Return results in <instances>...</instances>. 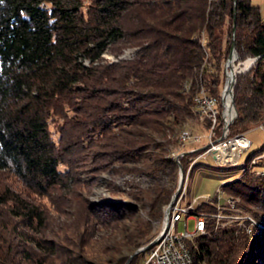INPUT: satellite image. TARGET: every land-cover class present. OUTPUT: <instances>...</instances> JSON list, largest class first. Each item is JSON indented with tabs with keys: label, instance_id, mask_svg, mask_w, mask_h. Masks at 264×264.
Here are the masks:
<instances>
[{
	"label": "trees",
	"instance_id": "1",
	"mask_svg": "<svg viewBox=\"0 0 264 264\" xmlns=\"http://www.w3.org/2000/svg\"><path fill=\"white\" fill-rule=\"evenodd\" d=\"M233 40L240 59L257 57L234 84L238 113L228 135L247 136L254 125L264 127V16L251 0H0V264H144L153 243L134 251L150 240V222L138 219L98 249L82 237H68L72 245L66 246L61 236H47L50 213L30 193L74 192L83 185L73 170L78 160L100 172L146 159L153 146L162 160L177 142L176 127L199 116L194 97L201 89L218 98L221 111ZM124 45L136 46L133 56H103L118 55ZM55 116L63 118L59 141L50 129ZM205 125L209 129L207 118ZM222 127L219 114L218 135ZM262 153L264 142L234 163L199 158L188 176L237 171L223 191L259 204L264 170L256 168L264 165L256 157ZM171 195V188L156 187L151 217L162 215ZM79 205L74 233L80 236L138 210L132 202L88 198ZM216 211L208 200L188 207L187 215L205 217L204 232L187 238L193 264H264L255 252L264 253V231L251 236L237 226H217L210 216ZM124 246L129 253H122Z\"/></svg>",
	"mask_w": 264,
	"mask_h": 264
},
{
	"label": "rangeland",
	"instance_id": "2",
	"mask_svg": "<svg viewBox=\"0 0 264 264\" xmlns=\"http://www.w3.org/2000/svg\"><path fill=\"white\" fill-rule=\"evenodd\" d=\"M253 3L260 6L262 15L264 16V0H251ZM236 49V48H235ZM136 46L133 45H124L120 49V53L115 55L111 52H105L103 56L107 60H117L118 58H129L135 53ZM231 51V50H230ZM237 51V50H236ZM233 55V54H232ZM236 59L234 56V74L235 80L230 86V91L234 95V84L236 82V74L248 70L251 65L254 63V57L249 56L245 59H240L238 51L236 53ZM229 56V55H228ZM250 58L252 63L247 69H243L244 66L249 65ZM228 59V57H227ZM226 59V61H227ZM246 60V61H245ZM226 61L224 62V71H225V81L221 92V104L222 111L226 110L224 95L222 93L225 87V82L227 79L226 71ZM238 65V66H237ZM229 68H232L230 65ZM243 69V70H241ZM239 70V71H238ZM241 70V71H240ZM225 94V93H224ZM232 96V94H231ZM229 97H227V106H232L233 104L229 102ZM232 101V98H231ZM230 108V107H229ZM237 109V107H236ZM233 113L229 117L228 121V132L229 125L233 122L235 116V109L233 107ZM68 115H73L74 111L67 109ZM238 113V111H237ZM63 118L55 116L50 119V129L52 136L56 141H59L60 132L59 126L62 123ZM258 124L250 128L247 131V136L250 141H252L250 147L246 148L243 152L245 154L248 150L255 149L259 147L264 142V127ZM257 126V127H256ZM188 128L192 133L200 135L199 140H187L185 142L181 141L183 130ZM210 129V128H209ZM208 127L205 125V117H201L199 114L198 117L189 118L185 120L181 125L177 126L175 129L174 139H177V142L171 145L168 150L165 152V157L162 160H156L155 154L161 152L159 147H151L149 155L146 159L141 157L136 160H129L123 163H114L109 168L102 170L100 172L92 171L93 163L87 160H78L74 167V172L80 178L83 185H77V189L69 193L67 189H55L50 195H42L30 193V196L38 202L41 206L45 207L46 210L50 213L49 220V231L47 236L54 239L62 238V242L66 246H71L69 239H77L78 241L82 238L88 239L89 246L98 249L100 245L113 244L117 239L123 237L126 232H128V227L133 226L137 220L140 222H150L151 231L148 234L150 240L146 241L144 245H147L152 240H156L160 235V232L163 230L165 225L166 210L171 208L178 200L179 202L188 207H194L196 204L200 203L203 200L213 201L216 204L217 211L210 215L215 219V224L222 227L228 226H237L240 230L245 231L247 234H260L264 231V191L262 190V200L259 204L249 203L246 200H243L239 196L228 195L223 191L222 184L227 180L229 175L236 174L237 171H234L232 174H226L224 172L216 171L212 175H202L196 173L195 176L191 179L188 176V169L199 158H204L209 161L214 162L212 151H203L207 150L208 146L212 143H217L221 135L216 134V136L210 139ZM172 137V136H171ZM222 140H227L224 138ZM88 143V140L85 141ZM201 152L203 155H200ZM241 152V154H242ZM184 155L185 159H182ZM264 153L258 155L256 158L260 160L264 165ZM241 156V155H240ZM244 156V155H243ZM177 161V164L174 161ZM182 163L187 164V167H184ZM215 163V162H214ZM234 163L232 161L226 162ZM83 164V165H82ZM91 165V166H90ZM60 168L65 170L67 165L61 164ZM256 170H264L262 168H256ZM181 173L183 174V183L179 190L178 195L175 193L178 191L179 181ZM255 174H258L255 172ZM95 176V179H93ZM14 185L17 188L23 189V186L20 182L14 181ZM169 187L172 190V195L170 201L163 206V213L158 218H153L149 214V200L155 193L157 186ZM188 189L191 191L187 192ZM184 191L185 194H184ZM83 198H88L93 202H102V201H123V202H132L137 205L138 210L132 217H121L116 219L114 223L107 224L105 223H96V228L92 231L91 235L80 236L75 235L74 228H76V218L80 214V205L79 202ZM171 200H173L172 204ZM258 214H257V213ZM195 217L194 214L184 213L182 218L176 223V230L182 232L185 230L194 231L195 230ZM18 228L23 231H28L23 224L19 223ZM51 230V231H50ZM34 234V230H29ZM54 233H58L55 236ZM201 233V231L196 232L195 234ZM40 234V233H39ZM59 237V238H58ZM82 237V238H81ZM28 245H33L32 242L28 241ZM142 245V246H144ZM141 247V246H140ZM139 248V247H138ZM137 248V249H138ZM136 249V250H137ZM130 248L124 246L122 253L126 254L130 252ZM256 258L258 261H262L264 257L263 251L255 249ZM149 257V252L146 254V259ZM114 259L109 260L108 264H115Z\"/></svg>",
	"mask_w": 264,
	"mask_h": 264
},
{
	"label": "built area",
	"instance_id": "3",
	"mask_svg": "<svg viewBox=\"0 0 264 264\" xmlns=\"http://www.w3.org/2000/svg\"><path fill=\"white\" fill-rule=\"evenodd\" d=\"M225 93V90H224ZM224 93H222L224 95ZM232 94V93H231ZM196 109L198 110L201 117H205L210 121V139L217 134V126L219 124V114H221L223 127L221 136L217 143H212L208 146L207 151H212L213 160L216 164L222 165L226 162L232 161L237 162L240 158L241 152L244 151L250 145V139H248L243 134H237L234 136L228 135V121L229 115L225 111H220L218 107V98L214 95L208 94L205 91V95L196 99ZM262 126V125H261ZM227 138V140H222ZM238 138L246 139V146L232 159L223 160V151L221 149L222 145H226L227 142L236 140ZM200 135L192 133L188 128L182 134L181 141L185 142L187 140H199ZM201 152L200 155H203ZM178 200L169 210L166 212L165 225L160 235L153 243V247L149 253V257L145 260L144 264L148 262L150 264H188L189 259L193 257L190 246L187 243V238H192V236L198 232H204L205 230V217L199 215L195 217V230L194 231H182L178 232L175 230H168V219L170 217H177V222L182 218L184 213H188V207L182 205ZM188 216V215H187Z\"/></svg>",
	"mask_w": 264,
	"mask_h": 264
},
{
	"label": "bare ground",
	"instance_id": "4",
	"mask_svg": "<svg viewBox=\"0 0 264 264\" xmlns=\"http://www.w3.org/2000/svg\"><path fill=\"white\" fill-rule=\"evenodd\" d=\"M233 55L230 56L227 64H226V71H227V79L225 82V94H224V102H225V106H226V110L228 111V115L231 116V114L234 112L233 111V107L227 106V97H229V102L232 103L231 101V91H230V86L233 82L234 79V74L236 73V69L234 70V60L236 59V53L233 52ZM235 56V59H234ZM246 61V60H245ZM252 63V59L250 58V63L247 66H244L243 69H247L248 66H250V64ZM232 66V68H229V66ZM238 66V65H237ZM241 69V70H243ZM240 70V71H241ZM239 71V70H238ZM202 95H205V91L204 89H201L194 97V101H196V99L200 98ZM195 108H196V102H194ZM230 107V108H229ZM185 130H183L181 132V134L184 133ZM246 146V139L245 138H238L236 140H232L231 142H227L226 145H222L221 149L223 151V156L222 159L223 160H227V159H233L235 157V155H237L244 147ZM170 209V208H169ZM168 209V210H169ZM168 210H166L165 212H168ZM177 221V217H170L168 219V230H175V223ZM188 264H193V260L192 257L191 259H189Z\"/></svg>",
	"mask_w": 264,
	"mask_h": 264
},
{
	"label": "water",
	"instance_id": "5",
	"mask_svg": "<svg viewBox=\"0 0 264 264\" xmlns=\"http://www.w3.org/2000/svg\"><path fill=\"white\" fill-rule=\"evenodd\" d=\"M233 39H234V38H233ZM233 52L237 53V51H236V49H235V45H234V40H233L232 47H231V51H230V53H229V56H228V59H227L226 63L228 62V60H229V58H230V56L232 55ZM256 58H257V57H254L253 60H256ZM234 80H235V77H234ZM231 89H232V86H231ZM224 90H225V87H224ZM224 90H223V92H224ZM232 104H233V107H234V109H235V111H236V113H235V115H236V114H237V109H236V104H235V101H234L233 91H232ZM182 183H183V174L181 173L180 181H179V186H178V191L175 193L176 196H177L178 193H179V190H180V188H181V186H182ZM172 202H173V200H171L170 205L172 204ZM168 209H169V208H168ZM168 209H167V210H168ZM154 241H155V240H152V241H151L150 243H148L147 245H144V246L139 247L137 250L134 251V253H136V252H138V251H140V250H142V249H144V248L150 246L152 243H154ZM134 253H133V254H134ZM133 254H132V255H133Z\"/></svg>",
	"mask_w": 264,
	"mask_h": 264
}]
</instances>
